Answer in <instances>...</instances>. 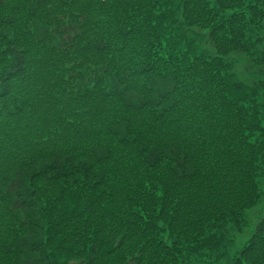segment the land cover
<instances>
[{"label": "trees", "instance_id": "1", "mask_svg": "<svg viewBox=\"0 0 264 264\" xmlns=\"http://www.w3.org/2000/svg\"><path fill=\"white\" fill-rule=\"evenodd\" d=\"M262 74L264 0H0V264H264Z\"/></svg>", "mask_w": 264, "mask_h": 264}, {"label": "rangeland", "instance_id": "2", "mask_svg": "<svg viewBox=\"0 0 264 264\" xmlns=\"http://www.w3.org/2000/svg\"><path fill=\"white\" fill-rule=\"evenodd\" d=\"M235 56L237 58H240V57H238V54H235ZM244 58H245V56H244ZM244 58H241V59H244ZM232 64H233L234 70L236 71L237 76L240 79H242L243 81H246V82H251L254 75L252 73L244 70V63L242 60L232 61ZM262 75H264V74H262ZM262 122L264 125V117H263ZM257 208H258V210L260 209L259 206H257ZM251 212H252L253 217H254L256 211H251ZM259 213H260V210H259ZM256 221H257V219L256 220L247 219L248 225L243 228L242 233H241L242 236H240V239L236 238V241L232 245H229V250L232 249L233 251H235V250L239 249L243 243H245L249 240V237L251 236L252 231L255 227ZM230 259H231V257L229 259H226V257H223L220 260L214 261L212 263H207L206 260H204L202 258H197V259H192L189 262V264H228L230 262Z\"/></svg>", "mask_w": 264, "mask_h": 264}]
</instances>
